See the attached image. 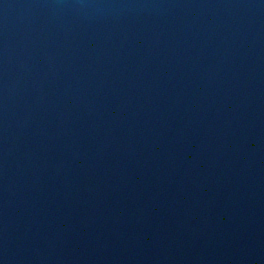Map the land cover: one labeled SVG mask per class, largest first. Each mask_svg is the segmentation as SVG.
Instances as JSON below:
<instances>
[{"label": "water", "instance_id": "obj_1", "mask_svg": "<svg viewBox=\"0 0 264 264\" xmlns=\"http://www.w3.org/2000/svg\"><path fill=\"white\" fill-rule=\"evenodd\" d=\"M0 264H264V0H0Z\"/></svg>", "mask_w": 264, "mask_h": 264}]
</instances>
